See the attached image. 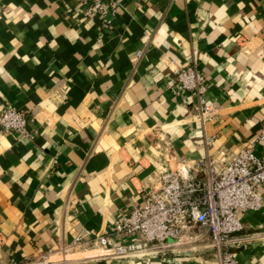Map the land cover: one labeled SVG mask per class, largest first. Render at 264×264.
Wrapping results in <instances>:
<instances>
[{"label":"crops","instance_id":"0c3cea01","mask_svg":"<svg viewBox=\"0 0 264 264\" xmlns=\"http://www.w3.org/2000/svg\"><path fill=\"white\" fill-rule=\"evenodd\" d=\"M85 7L0 0V112L17 107L35 132L0 122V260L49 252L52 264H219L203 225L150 256H114L89 240L64 263L58 249L81 232L112 231L155 187L160 162L185 157L202 175L252 142L264 153V0H120L110 25ZM189 64L210 83L211 120L195 90L175 93L176 70ZM240 217L231 249L264 264V205Z\"/></svg>","mask_w":264,"mask_h":264},{"label":"built area","instance_id":"2783aa9c","mask_svg":"<svg viewBox=\"0 0 264 264\" xmlns=\"http://www.w3.org/2000/svg\"><path fill=\"white\" fill-rule=\"evenodd\" d=\"M86 4L85 14H98L105 25L111 24V16L119 7L120 0H81ZM143 50L138 51L141 56ZM210 83L196 64L176 70L175 93L195 90L200 98L198 109L203 119L211 120L217 115V106L207 101L206 91ZM29 117L12 105L1 109L0 122L5 131L18 132L33 137L28 129ZM207 137L208 142L213 141ZM264 141V125L257 137ZM252 142L242 147L231 158L222 156L223 165L217 167L216 159L209 160L198 175L194 164L179 157L176 165H156L158 182L148 190L143 201L119 217L110 232L92 235L90 231L77 234L73 242L58 249L61 261L66 263L67 252L89 240L108 246L114 256H150L178 240L197 225L207 226L215 243L221 247L219 264H244L231 249L232 236L244 226L240 212L258 209L264 205V153L258 154ZM125 236V242L116 243L113 235ZM49 252L24 262L16 259L0 260V264H52Z\"/></svg>","mask_w":264,"mask_h":264}]
</instances>
